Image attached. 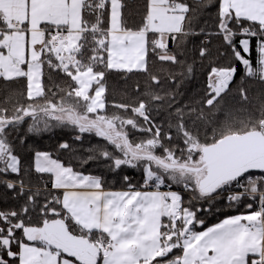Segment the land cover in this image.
<instances>
[{"label": "snow or ice", "instance_id": "1", "mask_svg": "<svg viewBox=\"0 0 264 264\" xmlns=\"http://www.w3.org/2000/svg\"><path fill=\"white\" fill-rule=\"evenodd\" d=\"M0 264H264V0H0Z\"/></svg>", "mask_w": 264, "mask_h": 264}, {"label": "trees", "instance_id": "2", "mask_svg": "<svg viewBox=\"0 0 264 264\" xmlns=\"http://www.w3.org/2000/svg\"><path fill=\"white\" fill-rule=\"evenodd\" d=\"M43 143H49L50 141L48 140V137L47 136H45L44 138H43V141H42Z\"/></svg>", "mask_w": 264, "mask_h": 264}]
</instances>
